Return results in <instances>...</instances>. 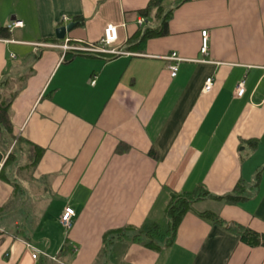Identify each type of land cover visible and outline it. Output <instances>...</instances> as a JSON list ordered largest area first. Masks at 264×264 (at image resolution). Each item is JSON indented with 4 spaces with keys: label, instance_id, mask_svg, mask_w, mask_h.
I'll return each mask as SVG.
<instances>
[{
    "label": "crops",
    "instance_id": "0c3cea01",
    "mask_svg": "<svg viewBox=\"0 0 264 264\" xmlns=\"http://www.w3.org/2000/svg\"><path fill=\"white\" fill-rule=\"evenodd\" d=\"M150 1L0 0V96L22 141L7 163L14 145L0 136V264H264V247L233 230L264 235V0H167L169 34L140 47L131 39ZM155 11L144 26H159ZM109 25L127 54L65 60L59 46L100 44ZM199 187L209 196L169 244L171 201ZM207 211L223 224L197 215ZM147 224L162 227L152 246L136 237ZM117 230L126 236L105 242Z\"/></svg>",
    "mask_w": 264,
    "mask_h": 264
},
{
    "label": "trees",
    "instance_id": "16d2710c",
    "mask_svg": "<svg viewBox=\"0 0 264 264\" xmlns=\"http://www.w3.org/2000/svg\"><path fill=\"white\" fill-rule=\"evenodd\" d=\"M166 1L167 0H151L148 7L145 10L141 11V15L144 18H147L153 13V11L156 10L155 18L158 19L159 26L157 28L143 26L142 29H140L139 32L136 34V36L131 39L132 44H138L140 47H142L150 39L162 38L169 34V20L171 19L173 9L166 8V6L164 5ZM74 21H76L78 25H82L83 23L82 18H75ZM0 38H10L8 28L0 27ZM56 42L60 43V41ZM80 53L86 54L83 52H71L70 55H68L69 53H67L64 58L65 60H69L74 55ZM1 83V86L5 85L6 83H8V80H3ZM11 104L12 98L8 99L0 96V136L3 141L8 140V144L6 146H8L9 148H13L12 144L14 145L15 141L18 143L19 146H21L22 143L21 139H17L14 136V127L10 115ZM256 144L257 143H255V146ZM3 146L6 147L5 145ZM117 152H121V147H119ZM150 154L152 157L157 158V155L154 151H151ZM16 160L17 154L15 148H13L10 155L8 156L7 163L16 162ZM38 161L39 156L37 155V159L34 160L33 166H35ZM208 196L209 192L204 188L199 187L194 192L174 197L167 211L166 232L169 235V244L173 242L176 236L177 229L185 215L190 211H193V205ZM236 198L237 197L228 196L227 200L236 201ZM197 215L212 223L223 224V220H221L218 215L212 212H198ZM161 228L162 227L157 224H147L138 230L136 237H147V245L152 246L154 242V235H158L161 231ZM233 230L239 234L241 240L246 245L250 247H264V235L240 226L233 228ZM118 236H126L125 230H117L115 232L109 233L107 236H105V242L110 241L109 237L116 238Z\"/></svg>",
    "mask_w": 264,
    "mask_h": 264
},
{
    "label": "built area",
    "instance_id": "2783aa9c",
    "mask_svg": "<svg viewBox=\"0 0 264 264\" xmlns=\"http://www.w3.org/2000/svg\"><path fill=\"white\" fill-rule=\"evenodd\" d=\"M64 20H68L67 18H64ZM146 24L145 18H141L139 20V25L144 26ZM23 24L19 21H15L12 23V25L9 27L10 30L12 28H21ZM203 36V42H202V48L201 53L207 55L208 52V35L207 32H202ZM118 41V28L114 25H109L105 28L104 31V37L100 44L94 45V44H88L86 46H77L70 44L69 41H66L62 46H59L63 50L64 56L67 53L71 52H83L86 54H104V55H110V56H120L127 54L123 50L117 48L115 45ZM170 60L176 61V63L171 67L172 76L175 77L177 75L178 71V65L181 59L177 56L176 53L171 54V56L168 58ZM214 78L210 77L206 80L205 86H204V93H211L214 88ZM94 83V82H93ZM245 94V82H241L237 88H236V95L238 97H242ZM8 156H6L7 159ZM2 164H0V169L2 168ZM76 213L72 208H67L60 220V223L65 228L67 232L71 231L74 226V219H75ZM30 251L32 252L33 259H37L39 257V252H37L33 247L29 246Z\"/></svg>",
    "mask_w": 264,
    "mask_h": 264
},
{
    "label": "water",
    "instance_id": "95a60500",
    "mask_svg": "<svg viewBox=\"0 0 264 264\" xmlns=\"http://www.w3.org/2000/svg\"><path fill=\"white\" fill-rule=\"evenodd\" d=\"M77 26L76 23H70L66 26L60 27L56 30V38L58 41H64L67 34L71 32ZM14 148L17 154L18 159L21 158V150L17 143L14 144Z\"/></svg>",
    "mask_w": 264,
    "mask_h": 264
},
{
    "label": "rangeland",
    "instance_id": "374dc122",
    "mask_svg": "<svg viewBox=\"0 0 264 264\" xmlns=\"http://www.w3.org/2000/svg\"><path fill=\"white\" fill-rule=\"evenodd\" d=\"M209 202H210L209 204H215V205H214L215 207L220 205L219 203H216L217 201H215V200H210ZM199 208H200V209H203L204 206H200Z\"/></svg>",
    "mask_w": 264,
    "mask_h": 264
}]
</instances>
